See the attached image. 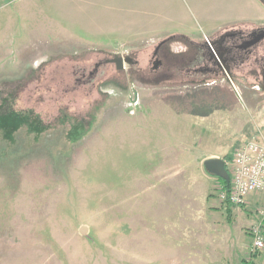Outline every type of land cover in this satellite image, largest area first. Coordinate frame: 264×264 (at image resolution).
I'll return each mask as SVG.
<instances>
[{
	"label": "rangeland",
	"instance_id": "obj_1",
	"mask_svg": "<svg viewBox=\"0 0 264 264\" xmlns=\"http://www.w3.org/2000/svg\"><path fill=\"white\" fill-rule=\"evenodd\" d=\"M104 4L0 0V116L43 125L0 120V264H188L196 213L261 206L219 202L203 154L264 138V93L247 66L231 79L199 67L212 38L258 25L264 6L174 0L154 17L167 34L126 45L104 31ZM114 55L134 63L88 74Z\"/></svg>",
	"mask_w": 264,
	"mask_h": 264
},
{
	"label": "crops",
	"instance_id": "obj_2",
	"mask_svg": "<svg viewBox=\"0 0 264 264\" xmlns=\"http://www.w3.org/2000/svg\"><path fill=\"white\" fill-rule=\"evenodd\" d=\"M104 1V31L108 33L114 32L124 37L126 45L156 41L161 39V35L167 34V32L160 33L158 29L159 23L158 21H154V17L158 18V10L161 5L165 9L169 8L171 2H174V0ZM256 5L261 10L258 3ZM261 19H264V11L259 16V20ZM154 32H156V35L152 36ZM216 97L213 99H217L216 101L207 103L221 107L223 101H218V96L216 95ZM212 157H221V155L215 152L203 154V159ZM229 157L228 155L225 157L228 162L230 161V159L228 160ZM257 194L261 193H250L248 196L250 199L251 197H255L253 202L256 204L264 205V200L261 196L258 199ZM247 201L249 202L248 199ZM203 202L206 207L214 205L208 201ZM254 216L249 214L247 216L243 215L239 210L233 215L232 213L224 214L219 209L203 208L202 212L194 215L196 217L194 223H197V228H200L196 232L195 237V243L200 246L196 249L198 254L192 257H185L184 260L188 264H264V249L258 252L254 258L247 256L248 245L250 243L248 227L255 220ZM259 256L262 257L259 258Z\"/></svg>",
	"mask_w": 264,
	"mask_h": 264
},
{
	"label": "flooded vegetation",
	"instance_id": "obj_3",
	"mask_svg": "<svg viewBox=\"0 0 264 264\" xmlns=\"http://www.w3.org/2000/svg\"><path fill=\"white\" fill-rule=\"evenodd\" d=\"M257 1L264 6V0ZM159 47L160 45L154 48V57ZM208 48L203 51V57L206 58L200 66L204 72L230 77L235 71L247 66L248 73L256 80L253 87L264 93V19L249 30L225 29L217 37L211 39ZM115 56L117 55L96 62L93 71H89L88 74H93L103 63H113L117 68L116 62L113 61Z\"/></svg>",
	"mask_w": 264,
	"mask_h": 264
},
{
	"label": "built area",
	"instance_id": "obj_4",
	"mask_svg": "<svg viewBox=\"0 0 264 264\" xmlns=\"http://www.w3.org/2000/svg\"><path fill=\"white\" fill-rule=\"evenodd\" d=\"M228 167L230 185L217 187L220 202L242 205L250 193L264 194V138L252 136L236 146ZM263 225L264 205L257 208L256 219L248 227V257L264 248Z\"/></svg>",
	"mask_w": 264,
	"mask_h": 264
},
{
	"label": "water",
	"instance_id": "obj_5",
	"mask_svg": "<svg viewBox=\"0 0 264 264\" xmlns=\"http://www.w3.org/2000/svg\"><path fill=\"white\" fill-rule=\"evenodd\" d=\"M113 61L116 62L117 68H120L123 67V62L132 63L133 59L128 55L124 57L122 55H117L113 58ZM204 166L211 173H214L215 175L222 177L227 181L230 179V175L227 169L225 168L224 160L222 158L220 157L207 158L204 160ZM84 229H85V225H81L79 230L80 232H83Z\"/></svg>",
	"mask_w": 264,
	"mask_h": 264
},
{
	"label": "trees",
	"instance_id": "obj_6",
	"mask_svg": "<svg viewBox=\"0 0 264 264\" xmlns=\"http://www.w3.org/2000/svg\"><path fill=\"white\" fill-rule=\"evenodd\" d=\"M15 117H16V114L14 113V111H8V112L3 113V114L0 116V120H1V121L4 120V122L7 124L6 126H8V125L11 124V125H10L11 127H10L9 129H13V128H15V127H18L19 123H22V122H24L25 124L27 123L29 126H33V127H34L35 129H37V130L42 129V126H43V125H42L41 121H37V119H36V120H33V121H31V119L28 120V121H17L16 124H12V123H7V122H6V120H9V119H12V118H15ZM14 120H15V119H14ZM222 158H223V160H224L225 168L228 170L227 165H226V159H225L224 156H223ZM205 169H206V168H205ZM206 170H207V169H206ZM207 172H208L209 174L213 175V176H216L217 187H218L219 185H221L222 187H223V186H224V187H228V186L230 185V179L227 181V180L223 179L222 177H219V176L215 175L214 173H211V172L208 171V170H207ZM219 179H221L222 182H220Z\"/></svg>",
	"mask_w": 264,
	"mask_h": 264
}]
</instances>
